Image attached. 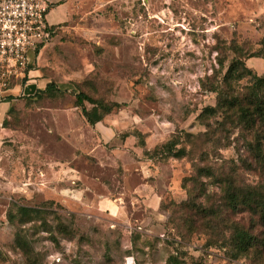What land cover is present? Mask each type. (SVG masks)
I'll return each mask as SVG.
<instances>
[{
    "label": "rangeland",
    "instance_id": "1",
    "mask_svg": "<svg viewBox=\"0 0 264 264\" xmlns=\"http://www.w3.org/2000/svg\"><path fill=\"white\" fill-rule=\"evenodd\" d=\"M45 1L46 24L59 27L40 50L35 71L17 81L33 82L35 89L50 81L57 91L25 96L23 85L0 90V100L10 96L0 120V264H128L129 257L133 264H172L170 254L180 264H264V248L233 257L219 245V229L208 230L196 210L201 205L224 212V176L238 185L264 184L252 132L217 112L197 116L215 104L214 88L221 83L243 93L252 82L245 74L227 86L221 77L233 53L264 50V0ZM246 64L263 68L259 57ZM77 91L121 104L102 119L113 131L105 141L75 105ZM132 127L145 132L146 146L171 136L184 149L163 158L155 177L167 191L164 214L136 205L119 220L59 205L60 183L73 180L68 170L58 179L56 170L61 159L71 163V152L100 154L105 163L98 175L112 189L118 186L107 152H133L134 137L123 145L121 135ZM199 167L210 174L198 173ZM146 173L140 174L153 179ZM185 196L195 204L178 206ZM46 199L50 207L33 219H7L15 204L40 206ZM228 214L263 235L256 215ZM16 234L28 244L20 247Z\"/></svg>",
    "mask_w": 264,
    "mask_h": 264
},
{
    "label": "trees",
    "instance_id": "2",
    "mask_svg": "<svg viewBox=\"0 0 264 264\" xmlns=\"http://www.w3.org/2000/svg\"><path fill=\"white\" fill-rule=\"evenodd\" d=\"M65 21L61 24L65 23ZM58 27L59 24L53 27L52 34L56 33ZM251 57H259L263 60V68L260 72L255 71L246 64V60ZM245 74H248L252 79L245 92L240 93L230 87L225 89L221 83L214 88L217 93L215 104L203 106L197 116L205 112H217V115L228 117L234 123H238L244 129L251 131L254 138L253 148L258 151L255 152V156L258 160L264 161V50H252L246 57L233 53L225 67L221 80L227 86H230L229 81L239 79ZM54 91H57V88L54 87L52 82L48 81L42 88H36L31 94L25 93L26 95H23L29 96L40 92L53 93ZM74 96L75 105L80 107L86 122L92 126L96 121L103 119L107 113L121 105L116 101H105L101 98L91 97L82 91L75 92ZM7 97L4 99L10 98V96ZM84 101L88 102V107H85ZM121 135L122 138L132 135L134 137V145L138 146L143 156L150 159L153 163L163 162V158L170 156L178 157L184 152L182 147L176 146L177 140L171 138V136L148 147L145 145V132L135 127L122 130ZM249 145L251 144L249 143ZM197 172L210 174L209 168L203 167L197 168ZM221 183L222 207L225 209L223 213H221L220 209L213 206L196 205V210L199 216L203 218L206 228L210 231L219 229L220 235L217 238L220 241L219 245L225 247L233 257H239L250 251L264 248V184L261 186L238 185L234 183L232 176H224L221 179ZM180 185L184 187L183 181ZM50 201L51 199H46L40 206L15 204L13 212L7 211V219L12 220L13 216L17 215L20 221L31 220L36 216L37 212L42 211L43 207H50L46 205V202L49 203ZM176 203L178 206H193L195 204L186 196L179 198ZM59 205L62 206L61 203ZM162 205L161 199L159 203L161 210ZM241 211L256 215L257 222L263 227V235H259L261 234L260 232H253L251 225L244 226L229 217L228 213ZM20 237L21 235L16 234V242L20 247L26 246L28 241L24 237ZM22 250L25 249L22 248ZM168 258L172 264H180V261L174 255L170 254Z\"/></svg>",
    "mask_w": 264,
    "mask_h": 264
},
{
    "label": "crops",
    "instance_id": "3",
    "mask_svg": "<svg viewBox=\"0 0 264 264\" xmlns=\"http://www.w3.org/2000/svg\"><path fill=\"white\" fill-rule=\"evenodd\" d=\"M48 1H65V3L72 1L74 6L77 2V0ZM65 20L67 19L64 18L59 22ZM49 41L50 39L44 42L37 53L36 50L28 52L30 61L26 68L27 73L28 71L29 73L35 71V60L40 50ZM33 84L36 87L35 83ZM20 86V82L16 80V82L7 86L3 91L14 92ZM7 103L8 100L4 98L0 100V120L7 107ZM92 127L97 131L99 141H105V139L113 135L110 125H106L102 119L96 121ZM132 137V135L125 136L124 139L126 138V140L123 145H126V141H129L130 138L133 139ZM133 142L134 139L132 140ZM133 147H135L133 152H107V154L113 157L115 162V167H112L113 173H117L118 177H120L112 176L116 180V183H118V186L117 184L114 185L113 189L97 173L105 163L100 154L97 156L95 152H71V163L61 159L56 172L58 179L62 180L66 177L63 173L68 170L73 183L71 182L72 184L69 185L60 183L57 189L56 200L63 205L70 203L76 209L87 214H105L119 220L128 219L132 212L128 211V207L135 208L136 205L141 206L147 214L156 213L163 215L164 212L159 208V203L163 194L167 191L164 188L165 186L159 184L158 177H155L162 171L164 164L162 162L153 163L150 159L143 156L138 146L134 145ZM137 148L139 151H136ZM79 158L80 161L78 162ZM79 163L80 165H78ZM145 172H147V176L150 175L153 179L142 177L141 174Z\"/></svg>",
    "mask_w": 264,
    "mask_h": 264
},
{
    "label": "built area",
    "instance_id": "4",
    "mask_svg": "<svg viewBox=\"0 0 264 264\" xmlns=\"http://www.w3.org/2000/svg\"><path fill=\"white\" fill-rule=\"evenodd\" d=\"M47 8L45 0H0V90L10 79L28 77V52H37L53 35L44 19Z\"/></svg>",
    "mask_w": 264,
    "mask_h": 264
},
{
    "label": "water",
    "instance_id": "5",
    "mask_svg": "<svg viewBox=\"0 0 264 264\" xmlns=\"http://www.w3.org/2000/svg\"><path fill=\"white\" fill-rule=\"evenodd\" d=\"M34 89H35L34 84L28 83L27 85L23 87V93H31L33 92Z\"/></svg>",
    "mask_w": 264,
    "mask_h": 264
},
{
    "label": "bare ground",
    "instance_id": "6",
    "mask_svg": "<svg viewBox=\"0 0 264 264\" xmlns=\"http://www.w3.org/2000/svg\"><path fill=\"white\" fill-rule=\"evenodd\" d=\"M127 263L130 264V259L129 258H127Z\"/></svg>",
    "mask_w": 264,
    "mask_h": 264
}]
</instances>
